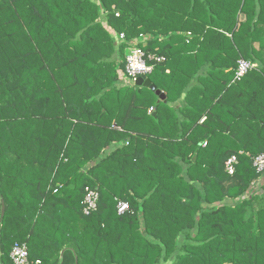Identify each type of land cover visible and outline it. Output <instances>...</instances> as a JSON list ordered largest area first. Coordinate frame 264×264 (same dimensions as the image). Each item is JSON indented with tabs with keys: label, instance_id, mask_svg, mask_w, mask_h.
<instances>
[{
	"label": "trees",
	"instance_id": "obj_1",
	"mask_svg": "<svg viewBox=\"0 0 264 264\" xmlns=\"http://www.w3.org/2000/svg\"><path fill=\"white\" fill-rule=\"evenodd\" d=\"M245 1L0 0V264L17 241L30 264H264V0L239 36ZM135 42L165 57L160 103L119 83Z\"/></svg>",
	"mask_w": 264,
	"mask_h": 264
},
{
	"label": "built area",
	"instance_id": "obj_2",
	"mask_svg": "<svg viewBox=\"0 0 264 264\" xmlns=\"http://www.w3.org/2000/svg\"><path fill=\"white\" fill-rule=\"evenodd\" d=\"M164 56H159L156 54H146L145 51L139 46L138 42H135L127 54V64H126V75L129 79L130 84H135L136 80L141 76L148 77L152 73L154 66L150 64L152 60L162 61ZM255 65L249 60L241 58L238 61V68L235 75V80L241 79L245 74L248 73ZM154 107H151L149 112H153ZM238 159L236 155H232L226 161V171L229 174H234L236 172V165ZM254 165L259 173H264V152L260 153L254 158ZM263 184V179L260 177L253 183L252 192L262 193L261 185ZM251 190L245 194V197H250ZM250 193V194H249ZM98 190L86 187V195L83 201V212L85 215H91L98 207L99 201ZM244 197V198H245ZM129 209V204L126 201H119L118 203V213L120 215L124 214ZM11 259L13 264H30V253L27 243L25 242H15L11 250ZM37 263H41L37 260Z\"/></svg>",
	"mask_w": 264,
	"mask_h": 264
},
{
	"label": "crops",
	"instance_id": "obj_3",
	"mask_svg": "<svg viewBox=\"0 0 264 264\" xmlns=\"http://www.w3.org/2000/svg\"><path fill=\"white\" fill-rule=\"evenodd\" d=\"M252 9H253L252 0H246L245 3H244V6H243V10H242V12L240 14V18H239L240 22H239L238 28L236 30L237 34L239 36H245L249 32V25H250V18H251ZM259 45H260L259 42L255 43V47L256 48H259ZM249 60L253 64L254 63L255 64H259V62H257V61H253L251 59H249ZM120 73H121V79H120L119 83L122 84V85H124V84L125 85L126 84L130 85V82H129V79L127 78V75H125L123 73V71H120ZM260 84H261V80H260V83H258V79L257 78L255 79L253 77L250 78V79L243 80L240 89L234 91V93L229 98V101L233 103V102H236L237 100L238 101L240 100V102L243 103V108H244V106L248 103L249 98L252 96L254 88L257 85L260 86ZM255 111H257V109ZM205 118H206V115H204L203 120ZM202 122H204V121H202ZM117 145H118V143H114L112 148L116 147Z\"/></svg>",
	"mask_w": 264,
	"mask_h": 264
},
{
	"label": "water",
	"instance_id": "obj_4",
	"mask_svg": "<svg viewBox=\"0 0 264 264\" xmlns=\"http://www.w3.org/2000/svg\"><path fill=\"white\" fill-rule=\"evenodd\" d=\"M135 84L137 86H143V87H147L153 90L159 96V100L157 103H160L162 100H166V94L161 89H159L158 86H156L149 77L141 76L136 80ZM5 211H6V206H5V203L3 202L1 218H4ZM0 246H1V240H0ZM63 254H64V251L62 252V255Z\"/></svg>",
	"mask_w": 264,
	"mask_h": 264
},
{
	"label": "rangeland",
	"instance_id": "obj_5",
	"mask_svg": "<svg viewBox=\"0 0 264 264\" xmlns=\"http://www.w3.org/2000/svg\"><path fill=\"white\" fill-rule=\"evenodd\" d=\"M258 207V206H257ZM164 264V263H163Z\"/></svg>",
	"mask_w": 264,
	"mask_h": 264
}]
</instances>
